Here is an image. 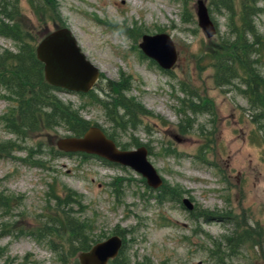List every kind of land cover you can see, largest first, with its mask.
<instances>
[{
	"label": "rangeland",
	"instance_id": "1",
	"mask_svg": "<svg viewBox=\"0 0 264 264\" xmlns=\"http://www.w3.org/2000/svg\"><path fill=\"white\" fill-rule=\"evenodd\" d=\"M197 1L58 0L60 26L72 31L101 77L92 96L56 95L83 105V117L113 134L121 146H146L162 187L171 188L165 199L130 168L59 154L56 142L68 135L63 128L29 131L26 138L11 134L3 117L14 105L0 87V145L11 141L21 148L0 156V195L12 207L5 216L0 209V264H60L52 242L60 244L66 236L43 231L56 217L65 218L63 210L92 225L87 234L97 243L121 232L133 264H221L214 255L220 247L224 264H264L263 112L252 108L241 79L229 86L215 81L219 51L244 40L233 30L241 0H233L234 10L204 0L218 27L210 38L198 25ZM258 6L262 10L254 21L263 44L254 46L251 58L264 76V3ZM22 7L23 24L33 29L37 43L57 28L52 22L41 27L27 0ZM157 33L169 34L176 43L179 61L173 70L162 69L140 48L143 35ZM4 50L16 52L17 47L0 37ZM111 82L126 86V99L144 108L146 113H136L137 130L122 131L105 108L116 99ZM193 105L201 111L193 113ZM185 199L194 205L192 211ZM249 227L261 235L232 255L227 239Z\"/></svg>",
	"mask_w": 264,
	"mask_h": 264
},
{
	"label": "trees",
	"instance_id": "2",
	"mask_svg": "<svg viewBox=\"0 0 264 264\" xmlns=\"http://www.w3.org/2000/svg\"><path fill=\"white\" fill-rule=\"evenodd\" d=\"M24 0H0V37L10 39L17 47L16 52L9 50L0 51V87L4 88L9 94V101L14 106L10 108L8 115L3 118L4 123L7 125L8 131L26 138L29 131H43L54 130L55 128H63L68 135L82 136L90 127L97 126L104 130L98 124L86 119L82 115L83 105L77 106L72 102L63 101L57 92L62 90L58 87H53L45 81L44 65L38 60L36 55V46L38 39L31 34L33 30L28 25L23 24V7ZM33 9V14L36 16L40 26L47 25L52 22L57 28L65 27L60 26L62 23L60 6L58 0H27ZM187 2V1H186ZM259 3H264V0H241L238 12V21L235 26L234 32L237 36L243 38V41L238 43H231L223 46L219 51L218 56L214 63L216 71L215 81L223 86L232 85L237 79L242 80L246 91H243L249 98L253 109L260 110V118H264V76L256 69L255 61L252 60L254 46L257 43L263 44L261 41L263 37L258 33L255 25L254 18L261 12ZM214 6L234 10L233 0H216ZM233 21V18H232ZM45 32V30H44ZM255 39V43L247 41L246 37ZM259 45V46H260ZM256 53L258 49H255ZM245 75L242 76V74ZM110 87L116 94L114 106L112 102L104 103L105 108L109 111V115L113 116L118 124V127L126 132L127 129H138L139 121L137 120V112L142 114L146 113L141 105H137L133 101L126 99L124 92L128 88L124 85L111 82ZM109 87V88H110ZM110 88V89H111ZM93 90L88 94L79 93L80 96H92ZM115 111V114L113 111ZM200 105H193V113L201 111ZM123 110L124 115L120 116L119 112ZM135 112V113H134ZM105 131V130H104ZM105 133L109 138L113 139L122 149H129L126 145L121 146L117 138L113 134ZM136 147L142 146L138 142H133ZM20 147H16L13 142L9 141L6 144L0 145V156L10 155L13 151H18ZM59 151V150H58ZM59 151V154H64ZM35 152L31 151L29 159L34 158ZM36 153L40 154V151ZM171 152L167 154L170 155ZM72 155V154H69ZM85 158L92 156L86 154H79ZM98 158V157H96ZM100 159V158H98ZM109 166H118L101 159ZM26 162V160H24ZM39 165V164H35ZM168 187L165 185L160 189L161 194L165 193V199L168 198ZM163 192V193H162ZM160 199L161 202L165 200ZM63 200H59L58 208H61ZM69 203V197L65 201ZM11 208L9 206V198L0 195V209L3 210V216L10 214ZM65 214V218L56 217L55 220L50 221L45 226L44 234H56L63 236L65 240L56 244L52 242L53 251L59 257L60 264H79L78 255L81 252L88 251L94 243H97L87 234V230L92 228V225H87L71 217L69 213ZM203 216H206L204 214ZM52 224L51 226H48ZM69 234H68V233ZM124 232V231H122ZM41 233V231H38ZM44 234H41L44 236ZM118 235L123 237L121 232ZM261 233L256 234L252 228H248L241 233H237L233 238L227 239V249L236 254L237 248L244 245L254 237H259ZM126 237V236H125ZM124 237V238H125ZM125 240L124 246L119 256L114 259L110 264H133L125 255ZM1 252V249H0ZM214 255L219 259L221 264H224L222 258L221 247L219 252ZM231 255V256H232ZM1 256V253H0ZM135 264V263H134ZM136 264H141L136 263ZM145 264V263H142Z\"/></svg>",
	"mask_w": 264,
	"mask_h": 264
},
{
	"label": "water",
	"instance_id": "3",
	"mask_svg": "<svg viewBox=\"0 0 264 264\" xmlns=\"http://www.w3.org/2000/svg\"><path fill=\"white\" fill-rule=\"evenodd\" d=\"M195 9L199 27L208 38L214 36L218 30L211 19L206 2L198 0ZM140 48L146 57L154 60L166 71L173 70L179 61L176 43L167 33L143 35ZM36 55L44 65L45 81L63 91L88 94L100 80V70L86 57L72 31L67 27L55 28L48 33L37 44ZM56 146L67 154L83 153L130 168L141 174L147 185L154 190L164 185L163 178L149 161V150L146 146L122 149L100 127L92 126L82 136L61 137ZM183 203L189 210L194 209L188 199ZM123 245V238L113 235L94 244L88 251L81 252L78 256L79 263L109 264L119 256Z\"/></svg>",
	"mask_w": 264,
	"mask_h": 264
}]
</instances>
